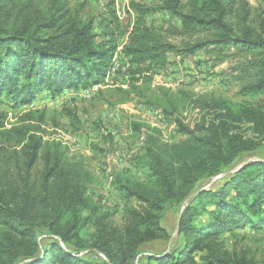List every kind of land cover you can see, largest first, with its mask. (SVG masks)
Returning a JSON list of instances; mask_svg holds the SVG:
<instances>
[{
	"label": "trees",
	"instance_id": "1",
	"mask_svg": "<svg viewBox=\"0 0 264 264\" xmlns=\"http://www.w3.org/2000/svg\"><path fill=\"white\" fill-rule=\"evenodd\" d=\"M151 1L161 5L130 0L133 26L123 24L110 1L99 23L101 40L95 18L84 17L67 0H0V264H138L144 246L172 239L163 219L184 204L181 246L147 258L149 264H258L248 249H227L221 235L264 226V161L242 164L218 188H197L231 170L255 146L236 131L238 123L264 133V13L256 15L249 0ZM158 9L169 11L180 26H149L148 16ZM124 38L122 51L135 76L166 67L171 55L204 53L216 64L230 63L229 76L245 100L184 88H158L147 97L137 87L167 116L190 105L222 109L224 115L218 122L203 118L195 128L178 120L176 133L184 139L172 142L134 123V134H144L134 161L147 177L113 173L114 188L135 202L116 225L88 193L97 178L87 165L71 161L62 143L45 139L49 112L21 111L11 122L9 109L20 111L45 91L104 83ZM69 115L79 131L80 118ZM42 231L50 238L47 246Z\"/></svg>",
	"mask_w": 264,
	"mask_h": 264
},
{
	"label": "rangeland",
	"instance_id": "2",
	"mask_svg": "<svg viewBox=\"0 0 264 264\" xmlns=\"http://www.w3.org/2000/svg\"><path fill=\"white\" fill-rule=\"evenodd\" d=\"M67 1L72 7L81 9L84 17L95 18V31L101 40L103 32L99 23L108 15L107 7L110 1H115V10L124 25L133 26L136 20V14L130 8V0ZM139 1L148 5H161V2L151 0ZM249 1L256 15L264 13V0ZM147 23L151 27L180 26V20L165 9L152 12L147 18ZM126 42V38L121 40L104 83L80 85L58 94L45 91L37 95L32 104L20 107V111L9 109L11 122L15 121L14 118L21 111L41 109L49 112L51 120L45 127V139L62 143L68 148L71 161L84 162L87 165L97 178V182L89 187L88 193L101 212L108 215L110 221L116 225L124 223L127 207L135 202L128 200L114 188L113 173L127 172L140 180L147 177L146 171L134 161L135 155L141 153L144 147V134L139 137L134 134V123L155 129L160 132L163 141L172 142L174 138L177 141L184 139L176 133L178 120L190 128H195L203 118L218 122L224 115L222 109L203 110L190 105L173 117L167 116L161 108L148 103V99L141 96L137 87L142 88L147 97L151 95L150 90L158 88L175 91L184 88L197 95L213 94L215 98L233 102L245 100L239 95L238 83L229 76L230 63L216 64L211 56L204 53L186 59L171 55L166 67L153 69L143 77L135 76L132 73L135 66L122 51ZM259 99L247 98L249 102H261ZM10 105H13L12 101H8V106ZM70 113L80 118L79 131H75L71 126ZM58 124L60 126H57ZM237 127L236 131L253 141L255 146L243 153L231 170L212 180L203 181L197 188L199 191L218 188L224 180L236 173L242 164L264 161V133L255 132L253 124L248 122L238 123ZM143 131L146 133L145 129ZM186 205L173 207L163 219V226L171 233L172 239L144 246L143 256L138 264H149L147 258L161 257L171 249L181 246L178 229ZM45 231L41 232L40 237L42 243L47 246L51 242ZM221 239L230 251L248 249L256 257L258 264H264V226L248 227L235 233L224 232ZM87 258L98 260L92 256Z\"/></svg>",
	"mask_w": 264,
	"mask_h": 264
}]
</instances>
